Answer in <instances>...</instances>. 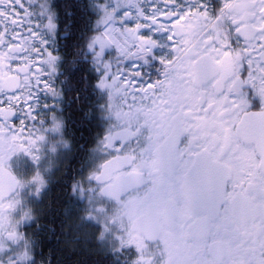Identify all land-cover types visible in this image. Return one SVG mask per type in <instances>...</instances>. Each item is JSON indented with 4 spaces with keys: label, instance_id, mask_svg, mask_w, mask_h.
Listing matches in <instances>:
<instances>
[{
    "label": "snow or ice",
    "instance_id": "snow-or-ice-1",
    "mask_svg": "<svg viewBox=\"0 0 264 264\" xmlns=\"http://www.w3.org/2000/svg\"><path fill=\"white\" fill-rule=\"evenodd\" d=\"M75 7L0 0V264H53L69 94L98 126L69 219L101 264H264V0Z\"/></svg>",
    "mask_w": 264,
    "mask_h": 264
},
{
    "label": "flooded vegetation",
    "instance_id": "flooded-vegetation-1",
    "mask_svg": "<svg viewBox=\"0 0 264 264\" xmlns=\"http://www.w3.org/2000/svg\"><path fill=\"white\" fill-rule=\"evenodd\" d=\"M57 3L61 6V10H64L67 6L68 11L76 12L79 15V10L75 7L76 0H57ZM82 28L83 23L73 30L75 37L79 38L81 36ZM148 70L153 71V74H155L154 69H146V71ZM70 99L71 94H69L62 107L65 110L64 117L67 121L65 138L72 147L71 150H62L65 151V155L60 157L56 167L53 168L49 191L40 203L42 212L40 224L45 228V231L40 233L42 248L45 257L51 254L53 264H81L77 260L81 252L92 253L97 258L102 259L89 248L88 244L76 241L69 219L71 202L67 191L68 185L71 183L73 176L80 170L84 157L83 149L91 146L98 128L95 120L89 122L84 119L87 101L83 105H78L71 104ZM62 202L63 206L59 207ZM55 204H57V208ZM49 227L54 231H48ZM66 245L71 250V256L64 254V246Z\"/></svg>",
    "mask_w": 264,
    "mask_h": 264
},
{
    "label": "trees",
    "instance_id": "trees-1",
    "mask_svg": "<svg viewBox=\"0 0 264 264\" xmlns=\"http://www.w3.org/2000/svg\"><path fill=\"white\" fill-rule=\"evenodd\" d=\"M63 202L61 203V205H59V207H62L63 205ZM56 205V208H57V204ZM64 254L65 255H69L71 256V250L69 248V246H64ZM97 259H95V258ZM81 264H101V261L102 259H99V257L97 258V256H94V254L92 253H84V252H81V254L78 256V259H77Z\"/></svg>",
    "mask_w": 264,
    "mask_h": 264
}]
</instances>
